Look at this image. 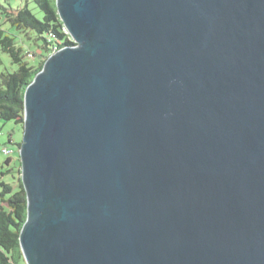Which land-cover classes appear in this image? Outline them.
<instances>
[{
	"label": "water",
	"instance_id": "water-1",
	"mask_svg": "<svg viewBox=\"0 0 264 264\" xmlns=\"http://www.w3.org/2000/svg\"><path fill=\"white\" fill-rule=\"evenodd\" d=\"M73 45L24 93L26 264H264V0H56Z\"/></svg>",
	"mask_w": 264,
	"mask_h": 264
},
{
	"label": "trees",
	"instance_id": "trees-1",
	"mask_svg": "<svg viewBox=\"0 0 264 264\" xmlns=\"http://www.w3.org/2000/svg\"><path fill=\"white\" fill-rule=\"evenodd\" d=\"M33 2L41 12V18L32 13L27 0L16 8L0 5V54H7L11 63L16 66L13 71L0 72V119L22 125L27 86L41 71L55 45H73L59 18L56 0ZM22 42L27 44L22 45ZM29 47H33V50H29ZM29 54H32L31 58L28 57ZM35 57L38 62L31 65L27 60H34ZM20 146L21 143L18 144L19 148ZM12 156L4 161V165L9 168L1 176L12 171L11 164L15 163ZM17 163L14 165L18 166L19 175L20 160ZM14 178L15 181L10 183L0 181V264H20L23 261L19 235L27 219V199L21 177Z\"/></svg>",
	"mask_w": 264,
	"mask_h": 264
},
{
	"label": "rangeland",
	"instance_id": "rangeland-1",
	"mask_svg": "<svg viewBox=\"0 0 264 264\" xmlns=\"http://www.w3.org/2000/svg\"><path fill=\"white\" fill-rule=\"evenodd\" d=\"M25 0H0V5L4 7H11L16 8L20 3H24ZM28 7L32 11V13L37 17L41 18V12L37 9L36 5L34 4L33 0H27ZM26 42H22V45H26ZM29 50H33V47H29ZM1 60L2 65L0 66V72L2 71H13L15 70L16 66L13 65L10 61V58L7 54L1 53ZM31 65H36L38 59L35 57L34 60H27ZM23 131L24 126L22 124H16L14 121H3L0 119V181L5 182H13L15 181L14 177H21V173L18 175L17 170L18 166H11L13 169L10 173L1 176L2 172L7 170L6 165H4V161L6 160L7 156L2 153V148L7 146L9 150L14 151L13 159L20 160V153L18 144L22 142L23 138ZM11 139V142H9ZM17 163V162H15ZM19 163V162H18ZM17 163V165H18ZM21 171V167H20ZM20 264H26L24 259Z\"/></svg>",
	"mask_w": 264,
	"mask_h": 264
},
{
	"label": "built area",
	"instance_id": "built-area-1",
	"mask_svg": "<svg viewBox=\"0 0 264 264\" xmlns=\"http://www.w3.org/2000/svg\"><path fill=\"white\" fill-rule=\"evenodd\" d=\"M64 30H65V33H66V34L68 35V37H69V38H68L69 41H73L72 38H71V37L69 36V34L67 33V31H66L65 28H64ZM60 48H61V47H57V45H55V46L52 48V53H51V54H55V53H57V52L59 51ZM28 57L31 58V57H32V54H29ZM2 153H3L5 156L9 157V156H12V155H13L14 151L9 150L8 147H3V148H2Z\"/></svg>",
	"mask_w": 264,
	"mask_h": 264
},
{
	"label": "crops",
	"instance_id": "crops-1",
	"mask_svg": "<svg viewBox=\"0 0 264 264\" xmlns=\"http://www.w3.org/2000/svg\"><path fill=\"white\" fill-rule=\"evenodd\" d=\"M15 162H17V159L16 160H14ZM15 163L13 162L12 164H11V166H13ZM15 166V165H14Z\"/></svg>",
	"mask_w": 264,
	"mask_h": 264
}]
</instances>
